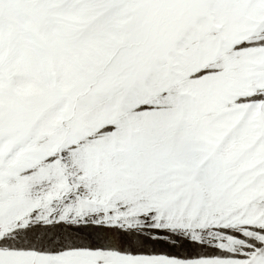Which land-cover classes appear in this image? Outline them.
Segmentation results:
<instances>
[{"label":"snow or ice","instance_id":"6c2138e0","mask_svg":"<svg viewBox=\"0 0 264 264\" xmlns=\"http://www.w3.org/2000/svg\"><path fill=\"white\" fill-rule=\"evenodd\" d=\"M0 264H264V0H0Z\"/></svg>","mask_w":264,"mask_h":264},{"label":"rangeland","instance_id":"374dc122","mask_svg":"<svg viewBox=\"0 0 264 264\" xmlns=\"http://www.w3.org/2000/svg\"><path fill=\"white\" fill-rule=\"evenodd\" d=\"M159 247H161V248H166V246H164V245H161V246H159Z\"/></svg>","mask_w":264,"mask_h":264}]
</instances>
